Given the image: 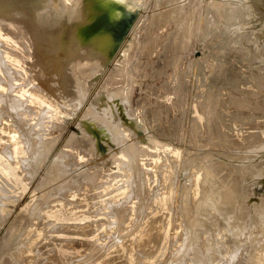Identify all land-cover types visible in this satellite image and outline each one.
<instances>
[{
    "label": "rangeland",
    "instance_id": "rangeland-1",
    "mask_svg": "<svg viewBox=\"0 0 264 264\" xmlns=\"http://www.w3.org/2000/svg\"><path fill=\"white\" fill-rule=\"evenodd\" d=\"M160 1L116 0L133 15L121 29L120 18L100 15L106 7L98 4L90 10L85 8L87 2L80 0L84 9L80 17L63 26L64 37L79 29L75 34L77 38L83 36L85 44L104 36L109 44L106 63L91 80L90 88L88 82L81 87L79 98L55 101L67 111L63 121L55 114L51 116L55 109L45 107L51 112L45 113L41 106L32 105L29 93L23 96L10 89L0 106V245H5L0 249V259L3 253L9 254L10 247L12 259H8L10 254H3L8 258L1 259V264H6L4 259L9 264H264L259 260L264 249V0ZM179 4L191 5L193 16L200 5L216 4L238 12L239 21L220 23L207 38L199 25L200 17L196 27L194 18L188 25L187 44L179 53L171 48L176 34L174 23L167 22L160 28L156 25L159 41L151 47L153 51L149 50L144 41L152 31L150 26L147 32L152 16L167 8H178ZM192 28L197 33L192 34ZM172 29L174 35L168 37ZM129 44L133 48L122 60L130 70L124 81L127 108L122 98H102L111 112L92 119L85 117L89 107L99 108V103L95 105L99 84ZM219 55L223 59H216ZM158 61H163L161 67ZM154 65L158 66L157 72L153 71ZM3 76L0 71V82ZM19 84L14 82V87ZM212 84L215 86L210 91ZM208 95L213 97L211 102ZM48 99L53 100L49 95ZM72 105H76L74 111ZM119 131H123V137L117 142L113 132ZM212 138H217L220 145H214L216 140ZM211 140L213 144L208 142ZM43 141L53 142V148H47L48 153L42 150L40 164L36 165L34 152L41 147L34 143ZM67 143L79 144V158L67 152L60 155ZM87 143L91 146L89 155L84 149ZM198 151L202 155L197 158L199 155L193 153ZM189 153L198 160L190 159ZM184 157L193 163L185 160L188 166L181 162ZM210 162L219 167L214 164V168ZM57 163L63 164L65 171L58 176L52 172ZM15 166L18 179L12 172ZM209 169L220 173L208 174ZM84 172L92 176L79 179ZM235 174L241 176L235 178ZM220 175L223 182L226 175L228 182L231 175L234 182L241 177L235 182L237 192L232 205L236 206L231 205L233 212L226 213L228 218L218 209L202 205L207 192L212 194L218 188L215 184L222 183ZM73 178L76 180L70 182ZM150 179L155 181L148 184ZM208 182L213 189H209ZM181 184L184 192L179 188ZM186 206L190 213H186L188 208L180 212ZM183 213L192 214L190 219L194 215L196 223L189 224ZM18 219L27 222L16 224ZM15 224L26 226L21 230ZM12 230L18 235L12 232L14 240ZM8 235L13 241L5 240Z\"/></svg>",
    "mask_w": 264,
    "mask_h": 264
},
{
    "label": "bare ground",
    "instance_id": "bare-ground-1",
    "mask_svg": "<svg viewBox=\"0 0 264 264\" xmlns=\"http://www.w3.org/2000/svg\"><path fill=\"white\" fill-rule=\"evenodd\" d=\"M74 1H75L74 5L71 6L70 3L71 2L73 3ZM84 1H86V0H84ZM158 2L161 3L160 0H158ZM186 2L190 3L189 1H186ZM155 3H154V5H155ZM184 3L185 2H183V4ZM172 4H174V3H172ZM183 4H179L180 7L177 6L178 8H174V9H172L170 7L172 10L169 9V11L167 10L168 8L165 9L166 11L161 10V12H159V13L155 11L158 14H154L152 16L151 24L147 28V32H149L150 26H151L152 31L150 32L149 37L146 39V41H144V42H146L145 45L149 48V50H152L151 47L156 45V41H159L156 38V36H157L156 35L157 31L155 29L156 25H157V27H159L160 25L162 27V25L166 24L167 22L168 23L169 22L174 23V25H175L174 30L176 33L175 34L176 39L174 37H172V39L170 38L171 42L174 43V45L171 44V45H173L171 48L174 50V52L177 51V53H179L178 51H181V49L185 46V43L187 44V41H185V40H187V38H186L187 34L186 33L189 32L188 31V25L192 23V20H194V18H195V21L193 23H194V26L196 27V20H197V18L200 17L201 22L199 23V25L201 24V26H202L201 30L204 29L203 36L205 33L207 38H208L209 34L211 35L215 30L217 31V29H219L218 26L220 25V23L223 24L225 22L226 24L230 25L232 23L235 24L236 22L239 21L238 20L239 18L237 17L238 12H236L235 10L230 9V8H223L224 9L223 10L222 7H219L216 4H213L212 6H209V7L200 5L199 9L197 10V13L196 14L194 13V16H193L192 10H194V8L191 5L184 6L187 3H185L184 5ZM156 5H155V7H157V8L160 6V4H159V6H156ZM181 5H183V7ZM202 5H205V4H202ZM155 7H153V10ZM239 8H241V7L238 6V9ZM83 9H84V6L83 5L81 6L80 0H0V71L4 72V76H3L4 80H2V82H0V106L4 105V103L6 102L5 99H7L6 96L10 92V89H12V91H15L18 94L23 95V96L25 95V93H29L30 103L32 105H35V106H41L44 110L42 112H45V113L50 112L49 110H46V108H45V107H50L53 110L55 109L54 113L50 112L51 116L54 117V114H55V117L59 121H63L65 119V114H67L66 113L67 111H63L62 107L59 106L58 104H56L55 101H61V98H65V97L66 98L69 97L70 99L75 100V99L79 98L80 96H82L83 91L81 90V87L83 85H87V83L89 82L88 87L90 88L91 80H93V78H95L99 74V72L102 70V67L106 63L105 51H106V47H108V44H109V38H107L106 36H104L102 38H100V37L99 38H93L90 42L85 44V38L83 36L81 38H77V35L75 34V31L79 32V29L73 31L68 37H64V35H63L64 34L63 29H62L63 26L68 24V21H72V20H75L78 17H80L81 13H79V12H80V10L82 11ZM162 11H164V12H162ZM234 16L237 19H235ZM192 29H193L191 31L192 34L197 33L196 28L195 29L192 28ZM174 30L172 29V31L169 32V34L167 33L166 35H169L168 37H170V34L174 33L173 32ZM226 31H227V29H226ZM81 34H82V32H81ZM135 34H136V32H135ZM176 35H177V37H176ZM214 35H212V36L214 37ZM217 35L219 36V33ZM217 35H216L215 39L212 38V40L213 39L216 40ZM194 37L195 36H193L192 39ZM205 38H204V41H205ZM220 39H221V36H220L219 40ZM166 40H168V39H166ZM238 40H236V42H238ZM169 41L170 40H168V43H169ZM210 42H211V40H210ZM219 43H220V41H219ZM219 43L218 44L216 43V44L219 45ZM221 45H222V42H221ZM169 46H170V44H169ZM205 46H206V44H205ZM212 46L214 47V44ZM166 47H168V46L166 45ZM221 47H219V48H221ZM126 48L127 49L122 51V53L120 54V57L118 58V62H116L114 64L113 69L108 72V77H106V79L104 80L103 83L101 82L99 84L100 87L98 90L97 98L95 100V105L98 103L100 104L99 108L94 107V106L89 107L86 110V112L84 113L85 117L92 119V118L97 117L98 114H100V113L111 112V110L109 109L108 106H104V102H103L102 98L103 99L106 98V100H111L114 98H122V99H124V103H125L126 108H127L128 102H127V98H126L127 94H126V88H125L126 86L124 85V81L127 80L128 72L130 70H129L128 65L125 64L126 62H122V60L124 58H127L126 55L132 50L133 45L129 44V46ZM156 48H157V46H156ZM158 48H160V47H158ZM161 48H162V46H161ZM207 48H208V46H207ZM208 49L210 50L211 48H208ZM163 50H165V49H163ZM238 50H241V49H239V47H238ZM166 51H168L167 48H166ZM221 51H222V48H221ZM169 52L171 53L172 51L170 50ZM169 52L167 54H169ZM241 53L243 54V52H241ZM161 54H163V51ZM164 54H166V53H164ZM257 54H259V53L257 52ZM148 55H151L150 52L148 53ZM80 57H81V59L79 60L78 58H80ZM167 57L170 58L168 55H167ZM167 57H166V59H167ZM219 57H220V55L218 56V58L216 56V59L219 60ZM222 57H220V59H223ZM172 58L170 59L171 61L174 60ZM216 59H215V61H216ZM164 61H166V60H164ZM162 62L159 63V61H158V63L160 64L159 67L162 66L161 65ZM233 62H235V61H233ZM262 62L264 63L263 60H262ZM164 63H167V62H164ZM220 63L224 64V62H219L218 64H220ZM230 63H232V62H230ZM171 64H172V62H171ZM196 64L199 65V63H196ZM237 64H239V62ZM132 65L134 66V63ZM199 66H201V65H199ZM157 67H155V65H154V67H153L154 72L156 71ZM218 69H220V67ZM234 69H236V68H234ZM158 70H160V69L158 68ZM221 71H222V68H221ZM161 72H162V70H161ZM220 73H222V72H220ZM257 77L259 78V76H257ZM76 80L78 81L77 83H78L79 87L77 86ZM235 80H237V79H234V83H235ZM242 81H241V83H242ZM260 81H262V80H260ZM14 82L15 83L20 82L21 85L19 84V86L15 88ZM263 82H264V80H263ZM261 83L262 82H260V85H261ZM213 86H215V85L212 84V87L211 86L208 87V85H207L208 90L210 89V91H212L211 88H213ZM237 86L239 87V85H237ZM240 86H242V85H240ZM243 86H245V85H243ZM260 88L263 89V87H260ZM263 90H261V91H263ZM210 93L211 92H209V94ZM48 95L53 100H49ZM210 95H212V94H210ZM210 95H208V96H210ZM213 96H216V95H213ZM257 96L258 97L260 96V98H261L260 94H258ZM216 98H218V97H216ZM260 98H259V100H260ZM262 98H261V100H264ZM207 100H209L211 102V100H213V97L210 96V97H208ZM218 100H220V97H219V99H217V101ZM75 106L76 105H72V107H70V108H72L71 109L72 111H74L76 109ZM38 110L41 111L39 108H38ZM24 112H29V111H24ZM66 117H67V115H66ZM49 118H51V117H49ZM151 122H149L150 125H151ZM152 124L154 126V123H152ZM215 128H216V126H215ZM124 129H127V128L124 127ZM154 130H156V129H154ZM209 131H210V129H209ZM122 132L121 131H119V133L113 132L114 139L117 142L119 141V138L123 137ZM117 133L119 134V136L117 135ZM209 133L210 132H208V134ZM214 133H215V131L212 134H214ZM217 133L219 134V132H217ZM126 134H128V133H126ZM128 135L130 136L131 134H128ZM216 136H219V135H216ZM212 137H213V135H212ZM214 139L212 138V140H214ZM218 139L217 138L215 139L216 141H215L214 145L216 144V142H217V144L220 145V143H221L220 139L221 138L218 137ZM212 140L208 141V142L213 144ZM217 140L220 143H218ZM38 143L37 142L34 143V146H36V147L38 146V148L41 147V148H39V150L34 152L33 158H34V160H36V163H35L36 165L40 164L38 158H40L39 156H40V153L42 152V150L45 151V153H48L50 151L47 148L52 149L53 144H54L53 142L46 143L44 141L40 142L39 144ZM78 145L79 144L73 143L70 146V144L67 143V148H65V150H62L63 152H61L60 155L63 156L66 154L65 152H67L68 154H71V157L79 158V155L77 153V149H79ZM122 145L125 146L126 144H122ZM124 146H122V147H124ZM216 146H218V145H216ZM90 147L91 146L89 143H87L86 146L84 147V149L86 151H88L87 155L91 154ZM132 148L135 149L134 145L132 146ZM188 152H189V150H188ZM198 152L193 153L195 155L196 154L199 155V156H196L197 158L200 157V153H201V152H199V153ZM201 155H202V153H201ZM190 156H191V154L189 153V158H190ZM191 157L194 158V156H191ZM196 157L194 159H197ZM67 158L69 159V157H67ZM194 159H192V160H194ZM185 160L187 161L188 158L186 159L184 157V159L181 162H185ZM188 162L189 161H187V163ZM215 162H217V161H215ZM215 162L214 163L210 162V163L211 164L213 163L212 166L215 164L214 166H216V168L219 167V164H217L218 162L217 163H215ZM187 163L185 162V164H187ZM191 163H193V161L189 162L188 164H191ZM65 164L67 166L70 165V164H67V162ZM60 166H61V170H60ZM184 167L187 168L186 165ZM213 167H212V169H213ZM17 169H18V167L15 166L13 171H12L13 174L15 175L16 179L19 178V175L17 173ZM133 169H134V167H133ZM212 169L211 170L209 169L210 172H207V170H208L207 169L206 173H208V174L211 173V171H213ZM214 171L218 172V170H214ZM52 172L57 174L56 176H58L60 174L62 175V173L65 172L63 169V164L57 163L56 166L53 168ZM185 172H187V169ZM235 172H237V170ZM182 173H184V172H182ZM218 173H220V172H218ZM211 174H213V173H211ZM211 174L208 176L213 177V178L215 175H217L214 173L215 175L212 176ZM233 174H234V172H233ZM241 174H242V172H241ZM241 174H239V175L235 174V178H237V176H241ZM232 175L230 177V180H231V178H234V177H232ZM91 176L92 175L90 174V172H84L78 178L81 180H86V179H89ZM226 176H225L226 179H224V182L221 178L222 176L221 175L219 176L221 179L220 178H218V179L222 180V183L219 184L220 187L218 184H215L218 186V188L217 189L215 188L216 190L212 194L207 192L208 195H205V196H208V198H206L205 202L202 203V205H206L209 208L218 209V211H220L221 214L233 212V211H231L232 210L231 205L233 204V202L235 200V196H236L235 194L237 192V191L235 192V189H237V187L235 186L236 185L235 182L236 181L238 182V180L241 178L240 177L239 179L235 180V182L232 180L231 181L229 180V182H228L227 177H229V176H227V177ZM242 176H243V174H242ZM244 176H245V174H244ZM56 179H57V177H56ZM75 180L76 179L73 178V179H71L70 182H74ZM154 181H155V179H150V180H148V184L149 183L151 184ZM202 183H204V182H202ZM210 184L211 183H209L208 186ZM181 186H182V184H181ZM177 187H178V185H177ZM179 188L185 189L183 186L179 187ZM209 189H213V188H211V186H209ZM176 190H177V188H176ZM179 192H178V195H180L179 197H181V195H183V194H179ZM181 192H184V191L182 190ZM186 194H188V193H186ZM209 194L211 195L210 197H209ZM174 199L176 200V198H174ZM199 203L201 204V202H199ZM199 203H198V205H199ZM202 205H200L198 207V210H199V208L202 207ZM233 206L234 205H232V207ZM237 206H238V204H237ZM184 208H188V207L186 206V207H183L181 209L179 208L180 212L182 210L184 211L185 210ZM194 208H196L195 205H194ZM173 209H175V208H173ZM188 209L189 210H187V212H186V210L184 212L190 213V212H188V211H190V208H188ZM196 210L194 211L195 216H196V212H198ZM220 212H219V214H220ZM54 215H55V213H54ZM189 215L191 216L192 214H184V216L183 215L182 216L184 218L187 217L186 221L188 219L187 222H189V224H191V225H194L196 223V221L194 220L193 217H195V216L193 215V217H191V219H190ZM227 216H228V214H226V217ZM54 217H56V216H54ZM172 217H174V216H172ZM223 220H224V218H223ZM17 221H14V222L15 223L17 222L16 224H18L20 220L18 219ZM21 221L24 224L25 220L24 221L21 220ZM183 221L186 222L185 219ZM25 222H27V220ZM28 223H27V225H28ZM16 226L19 227L21 225L19 224ZM24 226H26V225H22V227H24ZM22 227H19V228H21V230L22 229L24 230V228H22ZM199 227H201V226H199ZM13 228L16 229L14 226L12 227V229ZM13 230L11 231V233L13 232ZM13 233L11 235L12 236L11 239L14 240L13 235L15 233L14 234ZM16 235L17 234H15L14 236H16ZM8 237H9V235L5 237V240ZM11 239H9V242L13 241ZM9 244L12 245V243H9ZM2 245L5 246L4 244H2ZM2 245H0L1 246L0 249L2 248ZM5 249H2V250H5ZM5 251L7 252L8 250L6 249ZM9 251H10L9 252V254H10L12 251L11 247H10ZM3 254H7V256L9 257L8 252L3 253ZM3 254L1 255V256H3V258H8V257H6V255H3ZM201 257H203V256L201 255ZM3 258H1V259H3ZM10 258L12 259L11 254H10V257L8 258L9 261H11ZM259 258H260L259 260H262V261L264 260V249L261 250ZM1 259H0V261H2ZM253 259L250 258V261H252ZM7 261L8 260H6V259L3 260V262H6V264H9V262H7ZM250 261H249V263H250ZM0 264H1V262H0ZM234 264H236V263H234Z\"/></svg>",
    "mask_w": 264,
    "mask_h": 264
},
{
    "label": "water",
    "instance_id": "water-1",
    "mask_svg": "<svg viewBox=\"0 0 264 264\" xmlns=\"http://www.w3.org/2000/svg\"><path fill=\"white\" fill-rule=\"evenodd\" d=\"M86 2L87 5H85L86 6L85 8H88L90 10L93 6H95L94 8H96L98 4H100L103 7H106L105 11H103V13L101 12L100 15H106L108 16L109 19H112L115 16L118 17V19L120 18L119 20L122 24L121 29H124L125 23H128L129 22L128 20L133 16L129 11L125 10L126 6L123 3L120 4L116 2V0H86ZM118 11L122 13H118ZM80 27L81 25L79 26V28ZM126 38L128 37L126 36Z\"/></svg>",
    "mask_w": 264,
    "mask_h": 264
},
{
    "label": "flooded vegetation",
    "instance_id": "flooded-vegetation-1",
    "mask_svg": "<svg viewBox=\"0 0 264 264\" xmlns=\"http://www.w3.org/2000/svg\"><path fill=\"white\" fill-rule=\"evenodd\" d=\"M75 108H76V106H75ZM108 129H109V127H108ZM112 130H113V129H112ZM111 132H112V131H111ZM2 163H3V162H0V164H2ZM13 169H14V168H13ZM13 169H12V170H13ZM14 179H16L15 176H14ZM16 181H17V180H16Z\"/></svg>",
    "mask_w": 264,
    "mask_h": 264
}]
</instances>
